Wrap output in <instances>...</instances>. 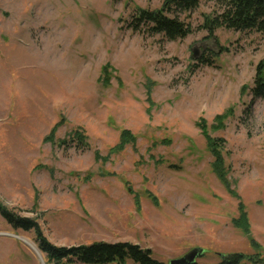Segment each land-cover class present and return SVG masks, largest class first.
Listing matches in <instances>:
<instances>
[{"label": "rangeland", "instance_id": "rangeland-1", "mask_svg": "<svg viewBox=\"0 0 264 264\" xmlns=\"http://www.w3.org/2000/svg\"><path fill=\"white\" fill-rule=\"evenodd\" d=\"M164 2L0 0V202L58 246L129 242L165 264L194 249L199 264L236 253L258 264L254 240L264 264V99L252 93L264 34L210 37L206 19L224 9L214 0L176 14L186 38L134 31L137 10ZM202 120L226 141L230 189ZM123 130L137 139L117 149ZM242 206L247 235L233 224ZM21 239L38 248L0 215V264H43Z\"/></svg>", "mask_w": 264, "mask_h": 264}, {"label": "trees", "instance_id": "trees-1", "mask_svg": "<svg viewBox=\"0 0 264 264\" xmlns=\"http://www.w3.org/2000/svg\"><path fill=\"white\" fill-rule=\"evenodd\" d=\"M224 9L215 18H207L204 27L209 31L211 37L218 28H227L237 32H257L264 34V0H214ZM200 0H165L161 10L149 11L139 9L133 19L134 31L145 28L151 35L161 34L169 40L186 38L192 33L191 25L182 21L176 14L178 12H190L198 8ZM202 64H211L210 59H200ZM150 91V90H149ZM253 100L264 99V60L256 68L255 85L252 88ZM218 125L223 127L224 115L216 118ZM55 127L49 136L52 139L57 128ZM199 127L206 138L208 149L213 156L212 170L222 184L230 189L228 175L230 168L224 157L226 141L213 138L209 133V127L205 120L200 121ZM75 137L81 145L87 146V136L84 132L76 131ZM136 136L131 131L123 130L117 149L124 148L128 144L136 142ZM232 192V191H231ZM234 194V192H232ZM236 196V194H234ZM242 206L240 215L233 220L235 228L244 235L251 232L249 215ZM0 215L15 230L34 232L35 241L39 250L45 256L48 264H126L132 261L135 264H165L153 257L151 250L129 242H95L78 246H58L49 241L43 234L42 229L35 219L21 217L9 210L0 202ZM257 255L252 259L256 263L262 262L260 258L261 246L254 240L251 242ZM246 255L236 253L223 257L219 264H241ZM249 257V256H248ZM186 264H199L197 261Z\"/></svg>", "mask_w": 264, "mask_h": 264}, {"label": "water", "instance_id": "water-1", "mask_svg": "<svg viewBox=\"0 0 264 264\" xmlns=\"http://www.w3.org/2000/svg\"><path fill=\"white\" fill-rule=\"evenodd\" d=\"M196 54V53H195ZM11 236H15L13 234H11ZM15 237H18V236H15ZM30 246V245H29ZM31 247V246H30ZM32 248V247H31ZM33 249V248H32ZM35 253L38 255V257H40L41 261L44 263V260H43V257L40 253V251L35 250ZM203 254V249H194L191 253H189L188 255H186L185 257L183 258H180V259H176V260H172L170 262V264H186V263H191V262H195L197 261V258L200 257L201 255Z\"/></svg>", "mask_w": 264, "mask_h": 264}, {"label": "bare ground", "instance_id": "bare-ground-1", "mask_svg": "<svg viewBox=\"0 0 264 264\" xmlns=\"http://www.w3.org/2000/svg\"><path fill=\"white\" fill-rule=\"evenodd\" d=\"M21 240H23L24 242H27L28 245H30L33 249H35V250L38 249L34 244H31V242H28V241H26L25 239H21ZM38 251H39V250H38Z\"/></svg>", "mask_w": 264, "mask_h": 264}]
</instances>
